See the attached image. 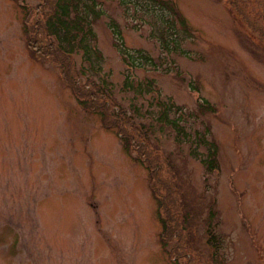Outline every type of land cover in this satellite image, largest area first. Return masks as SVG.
Listing matches in <instances>:
<instances>
[{"label":"rangeland","instance_id":"obj_1","mask_svg":"<svg viewBox=\"0 0 264 264\" xmlns=\"http://www.w3.org/2000/svg\"><path fill=\"white\" fill-rule=\"evenodd\" d=\"M96 1L77 94L28 48L54 0H0V264H264V0H167L190 28L168 51L143 1Z\"/></svg>","mask_w":264,"mask_h":264},{"label":"trees","instance_id":"obj_2","mask_svg":"<svg viewBox=\"0 0 264 264\" xmlns=\"http://www.w3.org/2000/svg\"><path fill=\"white\" fill-rule=\"evenodd\" d=\"M119 1L120 4H126L125 0H115ZM136 2L143 1V4H146L150 7L152 13L156 14L154 22L156 25L155 30L157 29L160 36H158V41L162 49L169 50L171 43H176L178 39V31H181L186 35L189 31L186 19L181 14L177 6L172 1L167 0H135ZM98 2L96 0H54V2L49 4V8L46 13L42 14L43 22L36 20L32 29L38 31L42 37L39 46L34 40H29L28 48L30 51H35L36 55L40 58H44L43 53L47 54L48 58H56L64 66V71L62 73L63 80L68 84L75 93L81 87L75 82L72 78V66H74L72 58L76 52H81L83 54V60L86 62L90 61L91 54H94L98 57L94 47L91 44L95 42V34L93 31V26L97 21L100 20L103 15L102 9L98 8ZM139 4V3H138ZM137 4V5H138ZM114 36L118 37V40H121L120 33L113 29ZM173 37V39H172ZM46 38L50 41H47ZM53 38L54 40H50ZM44 41V42H42ZM121 50L118 48V43L115 44L120 56L122 57L123 62L130 66L139 69L142 65H151L154 66L152 59H150L142 51H136L133 55L128 56L124 47L120 44ZM176 48V46H173ZM99 59V58H98ZM136 60L139 63L135 62ZM140 87H137L139 91ZM92 91V92H91ZM89 93L94 101H102V104L105 106L106 110L111 109V101L104 97V100H100L97 90H91ZM78 94V93H77ZM76 96L79 98V95ZM209 108L210 106L205 103L201 109ZM90 109V108H89ZM92 110L94 108H91ZM107 115V114H106ZM109 116H111L109 114ZM166 122L174 127H178L177 122L167 121ZM121 125V134L123 138L129 141L133 151H135L138 156L144 154L146 157V150L142 149V145L146 147V144L140 140H137L135 137L130 135L128 131ZM178 129V128H177ZM126 136V137H125ZM121 137V136H120ZM122 138V137H121ZM138 141L140 143H138ZM200 144L204 145L208 149V156L204 159L203 164L208 169H213L215 160H216V147L213 142H208L204 139L202 141L199 139ZM151 162H147L148 166ZM152 171V168H151ZM171 179V188L172 191H177V181L175 172L170 173ZM169 232L172 235L181 236V230L173 228L171 231V225L169 222L165 221L164 223V233Z\"/></svg>","mask_w":264,"mask_h":264}]
</instances>
